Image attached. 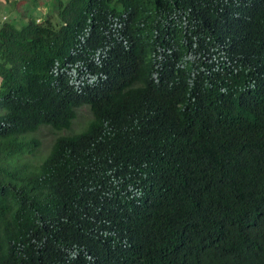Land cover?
Instances as JSON below:
<instances>
[{
	"label": "trees",
	"instance_id": "16d2710c",
	"mask_svg": "<svg viewBox=\"0 0 264 264\" xmlns=\"http://www.w3.org/2000/svg\"><path fill=\"white\" fill-rule=\"evenodd\" d=\"M22 1L40 15L0 21V264H264V0Z\"/></svg>",
	"mask_w": 264,
	"mask_h": 264
},
{
	"label": "rangeland",
	"instance_id": "374dc122",
	"mask_svg": "<svg viewBox=\"0 0 264 264\" xmlns=\"http://www.w3.org/2000/svg\"><path fill=\"white\" fill-rule=\"evenodd\" d=\"M12 1L14 0H0V21L5 20V16H7V19L9 18L7 15V13H9V9L10 14L17 15L20 12H25V10L29 7L32 8L34 6L32 2H25L22 0H16L17 3L9 6V3ZM35 8V11H33L34 14H36L37 16L40 15V12L38 11L41 10L40 7L36 6ZM89 117L90 112L88 107L86 105L79 107L77 110V116L74 119L71 128L69 130H62V132L66 133L70 130H79ZM57 134L58 132L52 129L50 126H41L39 132L36 134V136H38V138L41 140V144L34 153L26 155L27 160L33 163L40 161L43 155L47 153L53 138Z\"/></svg>",
	"mask_w": 264,
	"mask_h": 264
}]
</instances>
